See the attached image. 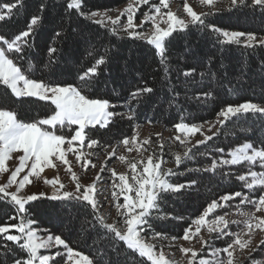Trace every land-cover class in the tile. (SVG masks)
Instances as JSON below:
<instances>
[{
  "label": "snow or ice",
  "instance_id": "obj_1",
  "mask_svg": "<svg viewBox=\"0 0 264 264\" xmlns=\"http://www.w3.org/2000/svg\"><path fill=\"white\" fill-rule=\"evenodd\" d=\"M140 4H148L149 0H137ZM221 0H199L201 5H206L215 11H220L216 5ZM228 10L260 9L264 15V0H227ZM24 7V0H13L12 3H0V22L7 23L18 15L20 8ZM154 14L145 17V20L152 21L153 31L145 36L143 33L135 31L140 25L134 24V8L129 5L125 10L128 13L127 23L121 26V31L132 39H145L148 45L153 47L154 55L159 58L163 66L165 80L168 79V58L167 51L176 40L186 39L192 29L198 31L211 27L212 32L217 34V43L220 45H237L244 49L255 52L257 49L264 50V35L255 32L226 31L214 25L206 23V17L211 12L198 14L189 6L187 0L183 5L184 12L190 19H182L171 10L163 12L162 9L169 8V0H159V3L152 6ZM48 4L46 0H40L37 6V14L33 15L28 23L27 30L11 38L0 35V87L4 89V96L0 97V173H10L7 182L0 184V202L6 204L13 210L14 214H8L9 220H16L17 223L0 225V264H172L166 259L163 251H156V244L149 242L155 241L158 237L165 238V233L152 231L155 228V221L169 219V214H161V208L172 196H180L188 193V190L198 186L204 177L197 176L191 178L186 183H173L168 177L174 175L172 169L165 171L162 168L164 163L162 156L155 151L147 156L127 161L125 155H119L121 163H127L130 168L129 174L117 173L115 169L107 167V160L116 155V146L102 142L96 138V132L101 129H108L116 123L115 118L134 120L137 117V110L145 105H154L162 108L165 104L169 108L180 105L179 93L175 85L171 82L164 83L162 90L164 95L158 98L157 89L148 86L147 82L143 86L130 91L125 98L127 112L114 111L118 106L108 99L93 98L86 94L87 89L96 88L100 83L99 77L104 69L101 67L108 63L105 56L95 59V63L88 67L86 71L79 74V85L57 82L55 79L35 78L33 67L27 69L17 61L23 60L26 52L32 47L29 37L35 27L46 15ZM67 10H75L73 14L85 16L93 23L107 27L106 21H110L113 26L110 31L117 35V25L120 17L115 19L106 14L101 16L99 12L85 14L82 10V0H67ZM123 15V13H121ZM101 17L100 19H95ZM157 17L160 21L157 22ZM71 17L68 18V26L71 32H77L78 25L71 27ZM161 23L166 27H161ZM59 30L55 31L58 39L67 38L65 23L63 19L57 25ZM174 33L176 35H174ZM183 34V35H181ZM243 38V39H242ZM84 42L90 43L86 38ZM57 48L47 49L48 64L46 68L50 70V75L55 76L53 65L57 62L54 54ZM92 55V52H89ZM36 71H39L37 68ZM261 76H264V59H261L258 67ZM195 68L178 70L177 79L183 77L185 84L195 81ZM201 79L204 73H199ZM214 76V74H210ZM191 78V79H189ZM231 84V81H229ZM243 87L238 86L229 88V91H239ZM213 93L206 91L194 92L188 99L200 103L206 102ZM13 103L21 105H37L44 110L46 115L43 118H33L25 121L18 117V113L7 106V100L12 99ZM44 102V103H39ZM182 110V109H181ZM255 117L264 124V100L260 103L245 101L239 104H228L217 113V120L209 127L206 135L202 130L203 126L187 123L181 118L179 123L174 125L177 133L173 138L184 146L183 157L175 154V163L179 166L183 159H195L196 152L193 148L198 145H207L208 141L224 128L228 121L235 123L237 120H248ZM149 124L153 121L148 120ZM219 125V127H217ZM75 126V127H73ZM216 128V132L212 129ZM89 130V131H86ZM95 130V131H92ZM200 133L203 139L196 140L192 147H187L189 136ZM158 137L160 134H157ZM119 143L123 144L129 152L134 149L140 155L141 148L148 145V139L139 142L136 136L131 138L124 137ZM132 147H129V145ZM99 149L106 154L105 163L99 166L95 178L89 184H82L81 177L73 170V162L69 159V153L75 157V163L87 172L89 169L97 168L90 156H96V151L87 153L82 150ZM111 148L109 152L108 149ZM160 152L164 150V145L159 144ZM144 151H150L144 148ZM216 152L223 153V148H216ZM13 154H18L13 156ZM200 155H207V152H200ZM230 159H213L210 166L196 169L197 172L207 173L211 180L217 173L218 167L243 165L248 166V171L236 176V179L243 182L250 192H258L259 195L253 198L242 191L229 192L220 196L219 200H213L192 224L185 228L182 239L191 242L201 231V227L207 225L209 234L216 233L217 237H231L222 248H211L208 255L211 259L199 257V253L191 247H180V252L187 258L186 264H235L234 254L239 250L243 251L252 245V233L255 229L264 232V215L257 216L256 213H264V170L253 171V166L264 169V140L260 141V146L254 145L251 140L237 145L228 152ZM9 160H18L14 165V170L7 165ZM63 167L67 172L74 188L66 189L65 184L54 176L45 178L44 183L52 186L55 191L52 195L45 192L24 193L26 186L33 183L32 178H40L45 169H58ZM105 171L111 173V184L105 182L104 186L98 188L99 182L103 181L101 175ZM192 171V169H188ZM23 173V175H21ZM111 189L110 198L106 193ZM10 189H14L11 190ZM23 193V194H22ZM239 197L236 206L239 214L246 217L242 222L243 227L239 231H232L230 223L240 225V221H229L226 216L230 213L215 215L211 220L207 219L219 208H230L229 201H234ZM57 202L53 205L69 214L73 210L82 213L77 219L80 224L81 232L86 239L91 241L89 254H84L78 249H73L61 237V235L47 234L41 236L33 228L34 220L31 218L33 211L40 207L34 203L41 199ZM105 201L110 208L115 209V217L112 222H108L106 217L101 214V208L105 207ZM242 205H251L253 210L245 212ZM172 219H182V217H171ZM195 231L193 232V227ZM16 234H13V231ZM247 237V239H244ZM173 239H176L173 237ZM203 246L208 241L200 237ZM10 242V243H9ZM264 244V240L260 241ZM55 248L51 254H43L42 250ZM64 251L61 252L60 249ZM226 254V259L221 256ZM190 254V255H189ZM56 257H60L59 260Z\"/></svg>",
  "mask_w": 264,
  "mask_h": 264
},
{
  "label": "trees",
  "instance_id": "obj_2",
  "mask_svg": "<svg viewBox=\"0 0 264 264\" xmlns=\"http://www.w3.org/2000/svg\"><path fill=\"white\" fill-rule=\"evenodd\" d=\"M130 1L132 0H82V10L85 14L115 10ZM4 2L12 3L13 0H0V3ZM39 2L40 0H24V7L20 8L18 15L7 23L0 22V35L11 38L27 30L31 17L37 14ZM46 2L48 8L45 18L38 23L28 38L32 47L26 52L23 60L17 61L25 69L31 65L35 78L55 79L57 82L79 85L81 83L78 79L79 74L92 66L95 59L105 56L108 63L101 66L104 71L99 77L100 83L96 88L87 89L86 94L93 98L110 100L118 106L113 109L114 111L127 112L125 98L130 91L143 86L145 82L148 86L157 89L158 98L165 94L162 85L168 82L174 84L179 93L178 99L181 103L177 107L169 108L167 104L162 108L145 105L138 108L137 117L132 121L116 117V123L109 126L111 131L101 129L96 132V138L101 139L102 142L114 145L124 137L130 138L136 126L147 125L148 120L153 121L152 125L173 131L174 125L179 123L181 118L187 123L205 124L216 120L217 113L228 104L235 105L245 101L260 103L264 100V76H261L258 71L259 63L261 59H264V50L257 49L253 52L234 44L222 46L217 43V34L212 32L211 27L200 31L192 29L186 39L176 40L168 49L169 73L166 81L163 66L159 58L154 55L155 50L145 40L132 39L119 34L113 35L110 28L95 24L85 16L73 14L75 10H67V0H46ZM69 17L72 21L71 27L79 26L77 32H71L68 26ZM61 19L65 23V31L68 34L65 39H58L55 36ZM206 23L229 32L244 31L264 35V15L261 14L260 9L228 10L227 8L215 11L206 17ZM85 38L90 43L86 44ZM49 47L57 48L54 54L57 61L53 65L56 70L54 77L45 67L48 64L47 49ZM90 51L92 55H89ZM37 68L39 71H36ZM189 68L196 69L195 81L185 84L183 77L177 79L178 70ZM201 72L204 73L203 79L199 75ZM240 83L243 87L239 91H229L230 87L238 86ZM198 91L211 92L213 95L206 102L200 103L188 99ZM3 96L4 89L0 87V97ZM13 99L7 100V106L16 111L22 120L31 121L33 118H43L46 115L45 111L35 104L21 105L13 103ZM86 131L89 130L86 129ZM246 140H251L256 146H260V141L264 140V124L255 117L248 120L240 119L235 123L228 121L213 140L208 141L207 145H198L193 148V152L197 153L195 159H183L169 180L173 183H186L197 176L204 178L200 180L198 186L188 190L187 194L172 196L165 201L161 214L167 213L170 218L155 221V228L152 231L165 233L167 239H173V237L181 239L185 228L203 213L209 203L219 200L220 196L229 192L242 191L253 198L258 197V192H250L244 187L243 182L236 179L237 175L248 171L246 164L218 167L216 175L211 180L207 178L209 174L196 171V169L210 166L213 159H229L228 152ZM216 148H223L224 152H216ZM200 152L208 154L200 155ZM252 170L260 171L258 165L253 166ZM239 199L237 197L234 201H229L232 207L221 208L213 216L235 212L237 210L235 205L238 204ZM34 203L40 205L33 211L31 217L34 220L35 230L42 234L61 235L73 249H78L84 254L90 253L91 241L87 240L81 232L77 219L82 215L81 212L71 211L70 219L68 213L53 207L57 203L55 201L42 198ZM241 207L245 210L252 208L251 205ZM5 213L14 214L12 209L0 202V225L18 222L9 220ZM171 217H182V219ZM232 228L234 232L239 229V227L230 226V229ZM229 239L231 237L218 241L215 248L226 246ZM60 251L63 252L64 249L61 248ZM2 256L3 253L0 252V257ZM56 259L59 260L60 257ZM251 259L262 260L260 264H264V244L253 253ZM145 264L149 262L145 260Z\"/></svg>",
  "mask_w": 264,
  "mask_h": 264
},
{
  "label": "rangeland",
  "instance_id": "obj_3",
  "mask_svg": "<svg viewBox=\"0 0 264 264\" xmlns=\"http://www.w3.org/2000/svg\"><path fill=\"white\" fill-rule=\"evenodd\" d=\"M159 3V0H149L148 4H140L137 2V0H132L129 3L123 5L120 8H117L115 10H109V11H98L101 13V16H104L105 14L108 17H111L112 19H115L117 16L120 17L119 24L117 27V32L119 35L128 36L127 34L123 33L121 31V26L125 25L127 23V17L128 13L125 11L129 5H132L134 8V16H133V22L134 24L140 25L135 29V31L143 33L145 36L150 35V33L153 31L152 28V21L151 20H145V17L151 14H154V8L153 5H156ZM185 3V0H169V8L168 9H162L163 12H167L171 10L173 13H175L178 17L182 19H190L187 17V14L184 12L183 5ZM187 3L189 6L193 7V10L196 11L198 14L202 12H215L214 9L209 8L206 5H201L199 3V0H187ZM217 8L221 10L227 9L228 4L227 0H221L216 5ZM144 8V10H142ZM123 13V15H121ZM101 17H96L95 19H100ZM160 21V18L157 17V22ZM107 27L112 28L110 21H106ZM161 27H166L163 23L160 25ZM243 39V38H242ZM145 40V39H142ZM146 41V40H145ZM217 120V118H216ZM216 120L212 122H208L205 124H198L197 126H203L202 130L205 132L206 135H211V132H208L209 127H211L212 123H214ZM75 127V126H73ZM219 127V125H217ZM213 132H216V128L212 129ZM218 133V132H217ZM157 134H160L159 137ZM177 133L175 130L169 131L167 129H164L163 127L147 124V125H138L135 128L133 136L137 137V140L139 142H142L145 139H148L150 143L148 145H144L143 148H141L140 155L138 156L135 149L132 152H129L127 148L123 146L121 143H116L114 146H116L117 151L116 155L113 156L111 159L107 160V167L109 169H115L117 173L120 174H129L130 176V168L127 163H121L118 160L119 155H125L127 161L131 162L135 159H139L143 157L145 160L147 159V156L151 154V151H155L158 155L162 156V159L164 163L162 164V168L167 171L168 169H172L173 173L178 168V166L175 163V154H179L183 157V152L185 150L184 146H181L179 144V141L174 140V136ZM132 136V137H133ZM216 136V135H215ZM131 138V137H130ZM203 139V136L200 135V133H196L193 136H189L188 140L191 141V143H187V147L191 148L192 144L198 140ZM159 144L164 145V150L161 153ZM129 147H132L130 144ZM144 148L150 149V151H144ZM83 152L87 153L89 151H96L98 155L96 156H90L89 159L93 161L97 165V168L95 169H89L87 172H85L79 164L75 163V157L73 154L69 153V159L73 162V170L77 173L78 176L81 177L82 184H89L96 176L97 172L99 171V166L103 163H105L106 160V154L99 149H93L89 150L87 148H84L82 150ZM108 151H111V148L108 149ZM18 154H13V156H16ZM230 159V158H229ZM7 165L10 167V169L14 170V165L18 164V160H9L6 162ZM259 167V166H258ZM259 170H264L260 169ZM10 173H0V184L7 182V177ZM23 175V173L21 174ZM103 176V181L99 182L97 187L101 188L104 186L105 182L107 184H111V173L109 171H105L101 174ZM54 176L59 177V179L65 184L66 189L74 188V184H72L67 172L64 170V168L61 166L58 169H45V172L41 174L40 178L33 177V183L31 185L26 186L24 189V193H40L45 192L47 195H52L55 189L52 188V186L47 185L44 183L45 178H53ZM169 179V177H168ZM14 190V189H10ZM110 192L111 189H108V192L106 195L110 198ZM23 194V193H22ZM221 208L217 209L216 211L220 210ZM245 212H248L249 210L254 209H247L243 208ZM101 212L103 215L107 218L108 222H112L113 218L115 217V209L110 208V206L107 204V201H105V207L101 208ZM214 214V213H213ZM213 214L210 215L207 219L211 220L213 217ZM257 216H262L264 213H256ZM226 219L229 221H240L241 224L238 226L236 224H231L230 226L243 227V221L246 219V217L241 216L239 214V211L236 210L233 213H230L226 216ZM193 232L195 231V226L193 225ZM233 230V228L231 229ZM13 231V234H16ZM38 231V230H37ZM38 234L41 236H45L47 234H42L38 231ZM216 236V233L209 234L207 232V225L201 227V231L191 242L185 241L182 238L181 239H161L157 238L155 241L151 240V237L149 238V242L155 243L157 248L156 251L159 253L161 250L163 251L166 259L172 262V264H186L187 258L184 257L183 253L180 252V247H191L194 248L199 253V257L205 258V259H211V257L208 255L211 248H215V244H217L218 241H223L226 239V237H217L216 239H213V237ZM200 237H203L204 240L208 241V244L203 246L204 250L201 251L202 248V242L200 240ZM244 239H247V237H244ZM261 240H264V232H261L259 229H255L252 233V245L250 248L245 249L243 251L239 250L237 246V251L234 254L235 264H260L262 260H252L251 256L253 253H255L257 250H259V247L262 245L260 243ZM56 251L55 248L49 249V250H42L43 254L51 255ZM190 255V254H189ZM221 256L226 259V254L221 253Z\"/></svg>",
  "mask_w": 264,
  "mask_h": 264
}]
</instances>
